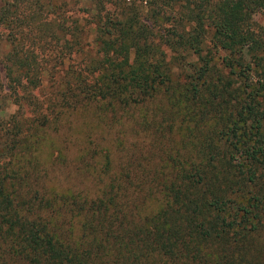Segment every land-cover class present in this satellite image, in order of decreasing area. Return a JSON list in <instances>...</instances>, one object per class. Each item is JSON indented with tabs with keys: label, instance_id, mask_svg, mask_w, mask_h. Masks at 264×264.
I'll use <instances>...</instances> for the list:
<instances>
[{
	"label": "trees",
	"instance_id": "1",
	"mask_svg": "<svg viewBox=\"0 0 264 264\" xmlns=\"http://www.w3.org/2000/svg\"><path fill=\"white\" fill-rule=\"evenodd\" d=\"M148 5L0 10V264H264V0Z\"/></svg>",
	"mask_w": 264,
	"mask_h": 264
},
{
	"label": "rangeland",
	"instance_id": "2",
	"mask_svg": "<svg viewBox=\"0 0 264 264\" xmlns=\"http://www.w3.org/2000/svg\"><path fill=\"white\" fill-rule=\"evenodd\" d=\"M32 0H0V10H3L2 12H4V10H8L9 12L12 9L13 4H27L29 2H31ZM47 1V0H46ZM55 1L56 5L59 7V10L57 11V13L59 14H53L52 13V8L48 7L46 8V13L42 12L41 16L43 18L46 19H50L53 17H59V18H64V19H68V20H77V23L81 26L83 25V23L86 20H89L90 15H89V8L90 5H92L93 3L100 2L101 4L105 5L106 9L109 10V12H111V14H115L117 13V9H113L111 7V5L115 4L118 1L121 0H53ZM128 1V0H125ZM130 2H134L136 4H140V11H141V15H149L148 14V10L150 9V7L148 8V4L151 0H129ZM19 8H24V7H19ZM51 9V10H50ZM21 14L16 13L17 16H23L24 14H26L27 12H24V9H21ZM253 21L260 26L263 30H264V18L260 15V14H255L252 17ZM5 33L4 30H2L0 32V36L1 34ZM8 49V47L5 45V43H0V59L3 53H5V51ZM221 56H215L216 61H213V63L215 64V68L214 71L216 73H220V75H225V70L222 69L219 66L220 63V59ZM10 108V107H9ZM13 110V108H11ZM251 189V187H250ZM245 190V189H244Z\"/></svg>",
	"mask_w": 264,
	"mask_h": 264
}]
</instances>
